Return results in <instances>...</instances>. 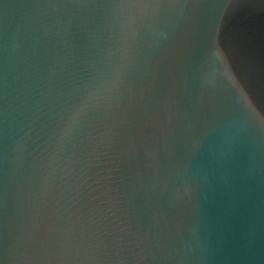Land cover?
I'll return each mask as SVG.
<instances>
[{
    "label": "water",
    "instance_id": "water-1",
    "mask_svg": "<svg viewBox=\"0 0 264 264\" xmlns=\"http://www.w3.org/2000/svg\"><path fill=\"white\" fill-rule=\"evenodd\" d=\"M0 264H264V0H0Z\"/></svg>",
    "mask_w": 264,
    "mask_h": 264
}]
</instances>
